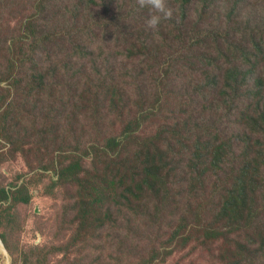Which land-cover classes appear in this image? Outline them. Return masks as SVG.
<instances>
[{"label":"rangeland","instance_id":"374dc122","mask_svg":"<svg viewBox=\"0 0 264 264\" xmlns=\"http://www.w3.org/2000/svg\"><path fill=\"white\" fill-rule=\"evenodd\" d=\"M166 2L173 16L152 31L137 0H0V264L264 259V165L252 166L264 140V0ZM237 83L251 95L233 97ZM147 157L167 172L158 194L79 218L86 179L144 175ZM235 176L261 181L233 183L245 199L225 236L194 230L212 185Z\"/></svg>","mask_w":264,"mask_h":264},{"label":"trees","instance_id":"16d2710c","mask_svg":"<svg viewBox=\"0 0 264 264\" xmlns=\"http://www.w3.org/2000/svg\"><path fill=\"white\" fill-rule=\"evenodd\" d=\"M144 61H148V60L145 58ZM236 87L241 95L237 97L236 96L233 97L238 99L244 96L251 95L249 89L243 92V90L245 89L243 83H237ZM150 101H151L150 92H147L145 95L144 94L141 95L139 99L141 111H144L148 107ZM257 104L260 106L259 101ZM260 118L262 119L260 131L262 132V134H264V110L261 111ZM174 145L175 144H172V147ZM200 146L201 149H205L207 145L200 144ZM156 149L162 150V148L159 146H156ZM253 150H254V157H253L254 163L252 164V166L257 167L255 172H259L262 169L260 168V166L264 165V140L261 145L258 143L257 145L255 144V149ZM208 156L209 155L205 156L204 158H207ZM224 156L222 157V160ZM205 164H206L205 160L202 159L201 165H205ZM222 164L223 162L217 159L215 155L212 156L210 162L211 168H218ZM124 165L125 164H122V166ZM142 165H144L145 168H147L146 172H144V175H141L142 172H140L138 168H111L112 181L110 183L107 182L106 174L98 175V179L95 181H91L90 178L86 179V184L90 189H92V191H90V189L86 185H81V190L83 195L81 199L77 202V204L74 205L75 207L73 206L74 210H78L80 212L81 217L79 218L81 219L89 218V216L86 215L93 213H101L99 212V210H101V206L104 204L105 205L114 204L115 206H122L124 202L127 203L131 202L132 204L128 206H132L135 204L143 203L147 198L146 196H148L149 194L146 192V190H150L151 192L158 194L160 192V188L158 187L157 182L158 181L160 182L161 180L165 181V174L167 172H165L164 174L163 168L157 165L156 157H147L144 160H140L138 167L141 168ZM140 180L142 181L141 183ZM260 181L261 178L259 176H256L255 179L252 181L246 178L243 180V182L241 178L235 176L233 179L230 180V182L226 184L225 189L221 191H219V187L216 184H213L212 191L208 193V197L210 196L211 203H213V206L209 209L210 214L208 215V218L205 219L204 222H201L203 223V225L204 223L207 224L204 227H201L200 222L193 221L194 230L202 228L201 231L205 230L207 233H211L215 235L217 238L220 237V235L225 236L224 232L222 231V228H230L229 226L234 224L232 223L233 221H231L233 201L234 202L237 201L238 197H243V199H245L244 194L237 193L238 188L235 184H237L238 186H241L240 184L251 185L250 183L254 182L252 187L253 189H257L259 187L257 183H259ZM252 192L255 193L254 190ZM215 194L216 196H213ZM85 196L86 198L83 199ZM90 204L95 205V210H91L90 208L87 207ZM247 205H249V207L251 208L250 204L247 203ZM231 229L234 232H236V228H231ZM139 249L140 246H136V248L130 252L132 254H138ZM263 249H264V245H263ZM139 258L144 259L145 257L140 255ZM253 264H264V259H262L261 261H254Z\"/></svg>","mask_w":264,"mask_h":264},{"label":"clouds","instance_id":"9594fccd","mask_svg":"<svg viewBox=\"0 0 264 264\" xmlns=\"http://www.w3.org/2000/svg\"><path fill=\"white\" fill-rule=\"evenodd\" d=\"M140 8H148L149 15L145 21L146 28L152 31L158 29L163 20L171 19L173 10L166 0H137Z\"/></svg>","mask_w":264,"mask_h":264}]
</instances>
